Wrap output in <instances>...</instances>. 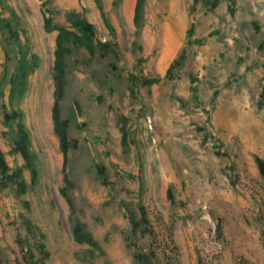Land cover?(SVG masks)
<instances>
[{
  "label": "rangeland",
  "instance_id": "1",
  "mask_svg": "<svg viewBox=\"0 0 264 264\" xmlns=\"http://www.w3.org/2000/svg\"><path fill=\"white\" fill-rule=\"evenodd\" d=\"M128 1L0 0V264H264V0Z\"/></svg>",
  "mask_w": 264,
  "mask_h": 264
},
{
  "label": "trees",
  "instance_id": "2",
  "mask_svg": "<svg viewBox=\"0 0 264 264\" xmlns=\"http://www.w3.org/2000/svg\"><path fill=\"white\" fill-rule=\"evenodd\" d=\"M138 1L139 0H137V4H138ZM44 21H45V24H46V26L48 25V22H49V19L48 18H44ZM91 26H90V24L89 23H86L85 24V29H88V28H90ZM57 42H58V40H57ZM154 79H145V82H152ZM63 138V137H62ZM62 140V139H61ZM62 142V144H61V147H62V150H64V144H63V141H61ZM0 166H1V171H4L5 170V168H6V164H5V162H4V160L0 157ZM259 167H260V169H261V172L263 173V175H264V163L262 162V161H260L259 160ZM99 173H102V170H99L98 171ZM144 218V217H143ZM80 240H85L87 243H91L92 244V240L88 237V236H84L82 239H80ZM135 257H136V259L140 262V263H142V264H145V263H147V264H150L151 262H150V258H149V254H147V253H144V252H137L136 254H135Z\"/></svg>",
  "mask_w": 264,
  "mask_h": 264
},
{
  "label": "bare ground",
  "instance_id": "3",
  "mask_svg": "<svg viewBox=\"0 0 264 264\" xmlns=\"http://www.w3.org/2000/svg\"><path fill=\"white\" fill-rule=\"evenodd\" d=\"M128 1V0H127ZM128 3H129V1H128ZM125 6H126V3H125ZM127 7V6H126Z\"/></svg>",
  "mask_w": 264,
  "mask_h": 264
}]
</instances>
